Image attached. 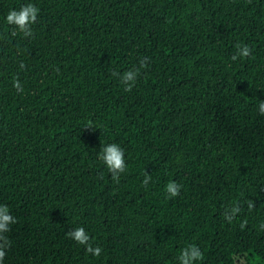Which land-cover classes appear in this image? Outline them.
<instances>
[{"label":"trees","instance_id":"1","mask_svg":"<svg viewBox=\"0 0 264 264\" xmlns=\"http://www.w3.org/2000/svg\"><path fill=\"white\" fill-rule=\"evenodd\" d=\"M28 3L31 35L6 22ZM237 44L251 55L232 60ZM260 101L264 0H0L2 264H180L190 244L195 264H264ZM110 143L119 183L98 158Z\"/></svg>","mask_w":264,"mask_h":264},{"label":"clouds","instance_id":"2","mask_svg":"<svg viewBox=\"0 0 264 264\" xmlns=\"http://www.w3.org/2000/svg\"><path fill=\"white\" fill-rule=\"evenodd\" d=\"M39 9L32 3L23 5L19 11L11 10L7 14L6 22L10 25L18 26L19 30L25 35H31L32 29L31 25L34 24L37 20ZM251 55V48L246 44H237L236 52L232 56V60H237L241 57H249ZM148 65L142 59L140 61V67L146 68ZM139 70H128L123 73L121 83L125 85V91H131L134 83L136 82L137 75ZM113 76H119L118 72H113ZM13 87L17 90H23L21 84L18 80L14 81ZM259 114L264 115V101H260L258 104ZM98 158L102 161L109 172L111 173L112 179L119 183L120 174L125 172L126 163L124 159V150L116 143H110L103 145L100 152L98 153ZM150 176L146 175L143 183L147 185ZM181 190V185L174 181H169L165 186V191L169 194V197H176L179 195ZM249 210L255 207V203L251 200L247 201ZM241 211L240 207L232 206L226 208L223 215L224 218L231 223L232 220L237 216ZM16 223V219L9 214V209L7 206H0V264L5 257L4 249L9 247L11 242L4 235V233L10 231V225ZM247 221H243L240 224L241 229L245 228ZM261 229H264V224L259 226ZM70 239L74 240L80 245L85 246L86 253L92 254L96 257L101 255L102 249L99 246L93 247V244L90 242V236L86 232L85 228L78 227L68 233ZM180 264H195L196 261L203 259V253L200 248L195 244H190L183 248L178 257Z\"/></svg>","mask_w":264,"mask_h":264},{"label":"rangeland","instance_id":"3","mask_svg":"<svg viewBox=\"0 0 264 264\" xmlns=\"http://www.w3.org/2000/svg\"><path fill=\"white\" fill-rule=\"evenodd\" d=\"M238 264H245V259L244 258H237ZM255 262H258V258H255Z\"/></svg>","mask_w":264,"mask_h":264}]
</instances>
